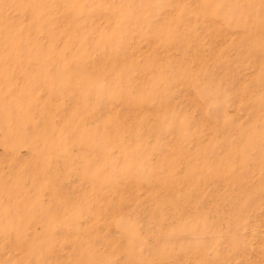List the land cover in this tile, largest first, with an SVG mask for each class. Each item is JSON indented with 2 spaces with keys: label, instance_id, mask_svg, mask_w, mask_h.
<instances>
[{
  "label": "rangeland",
  "instance_id": "obj_1",
  "mask_svg": "<svg viewBox=\"0 0 264 264\" xmlns=\"http://www.w3.org/2000/svg\"><path fill=\"white\" fill-rule=\"evenodd\" d=\"M0 264H264V0H0Z\"/></svg>",
  "mask_w": 264,
  "mask_h": 264
}]
</instances>
